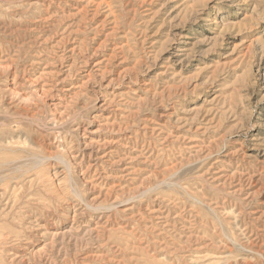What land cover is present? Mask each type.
<instances>
[{"label":"rangeland","instance_id":"rangeland-1","mask_svg":"<svg viewBox=\"0 0 264 264\" xmlns=\"http://www.w3.org/2000/svg\"><path fill=\"white\" fill-rule=\"evenodd\" d=\"M0 264H264V0H0Z\"/></svg>","mask_w":264,"mask_h":264}]
</instances>
